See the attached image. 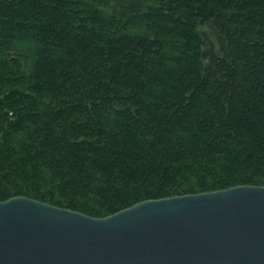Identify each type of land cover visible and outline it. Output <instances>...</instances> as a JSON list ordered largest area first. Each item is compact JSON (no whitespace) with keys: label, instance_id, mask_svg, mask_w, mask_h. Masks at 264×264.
I'll return each mask as SVG.
<instances>
[{"label":"trees","instance_id":"trees-1","mask_svg":"<svg viewBox=\"0 0 264 264\" xmlns=\"http://www.w3.org/2000/svg\"><path fill=\"white\" fill-rule=\"evenodd\" d=\"M244 185L264 187V0H0V202L104 218Z\"/></svg>","mask_w":264,"mask_h":264},{"label":"water","instance_id":"water-1","mask_svg":"<svg viewBox=\"0 0 264 264\" xmlns=\"http://www.w3.org/2000/svg\"><path fill=\"white\" fill-rule=\"evenodd\" d=\"M0 264H264V187L146 200L104 218L10 198Z\"/></svg>","mask_w":264,"mask_h":264},{"label":"rangeland","instance_id":"rangeland-1","mask_svg":"<svg viewBox=\"0 0 264 264\" xmlns=\"http://www.w3.org/2000/svg\"><path fill=\"white\" fill-rule=\"evenodd\" d=\"M205 37H206L207 41H213V37H212L210 32L209 33H205Z\"/></svg>","mask_w":264,"mask_h":264}]
</instances>
